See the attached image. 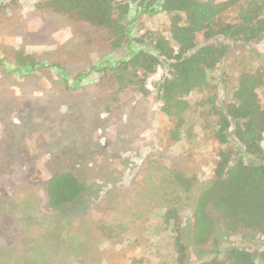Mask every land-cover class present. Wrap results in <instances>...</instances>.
<instances>
[{
    "label": "rangeland",
    "instance_id": "obj_1",
    "mask_svg": "<svg viewBox=\"0 0 264 264\" xmlns=\"http://www.w3.org/2000/svg\"><path fill=\"white\" fill-rule=\"evenodd\" d=\"M42 1L0 0V264H176V229L187 233L191 211L163 215L173 193L168 170L200 182L211 178L216 144L206 121L196 120L191 136L173 142L155 89L120 91L109 71L96 68L114 65L128 50L112 49L103 30L41 9ZM132 16L133 35L169 23L165 12L135 14L134 6ZM230 43L231 60L245 54L253 65L263 62L264 36ZM19 50L44 65L16 70L10 62ZM211 82L224 96L219 72ZM258 93L264 104V87ZM206 95L196 90L189 100ZM63 171L86 191L53 210L48 180ZM218 231L222 251L238 245L257 253L264 246L259 235ZM215 251L190 247L188 264Z\"/></svg>",
    "mask_w": 264,
    "mask_h": 264
},
{
    "label": "trees",
    "instance_id": "obj_2",
    "mask_svg": "<svg viewBox=\"0 0 264 264\" xmlns=\"http://www.w3.org/2000/svg\"><path fill=\"white\" fill-rule=\"evenodd\" d=\"M132 6L135 14L165 12L169 23L164 30L145 29L133 35ZM39 7L103 30L112 49L128 50V56L114 65L96 67L109 71L120 91L134 86L148 95V77L159 66L165 68L155 92L162 113L172 121L173 142L191 136L196 120L206 121L216 144L211 178L200 182L195 175L168 170L173 193L168 194L163 215L174 219L183 210L191 211L187 233L183 236L182 229H176V264H188L190 247L205 252L211 246L216 250L213 256L196 264H264V246L257 253L238 245L222 251L218 236L221 229L222 236L264 238V104L258 93L264 87V59L253 65L252 59H242L245 54L229 58L230 42L248 45L264 36V0H43ZM13 62L22 73L44 65L22 50ZM214 72L220 74L224 96L211 82ZM196 90L207 95L192 104L189 96ZM85 191L86 185L73 172H59L48 180V204L62 209ZM100 232L108 235L102 228Z\"/></svg>",
    "mask_w": 264,
    "mask_h": 264
},
{
    "label": "built area",
    "instance_id": "obj_3",
    "mask_svg": "<svg viewBox=\"0 0 264 264\" xmlns=\"http://www.w3.org/2000/svg\"><path fill=\"white\" fill-rule=\"evenodd\" d=\"M159 67H158L157 71L153 75L148 77V79H147L146 85L150 90H154L155 89V83L158 82L162 78L163 72L160 70Z\"/></svg>",
    "mask_w": 264,
    "mask_h": 264
}]
</instances>
